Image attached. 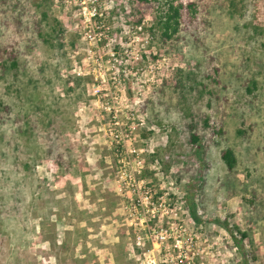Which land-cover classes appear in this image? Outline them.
Segmentation results:
<instances>
[{"label":"rangeland","instance_id":"rangeland-1","mask_svg":"<svg viewBox=\"0 0 264 264\" xmlns=\"http://www.w3.org/2000/svg\"><path fill=\"white\" fill-rule=\"evenodd\" d=\"M138 1L0 0V264H146L170 226L264 264V0H174L167 42Z\"/></svg>","mask_w":264,"mask_h":264},{"label":"trees","instance_id":"trees-1","mask_svg":"<svg viewBox=\"0 0 264 264\" xmlns=\"http://www.w3.org/2000/svg\"><path fill=\"white\" fill-rule=\"evenodd\" d=\"M150 0H139L137 2L138 6V14H140V18L138 20V24H141V20L143 16L148 12V10H151V6H146L145 4H149ZM167 6L163 13H157L158 15L155 16V22H154V28H157L159 31L160 37L164 42H167L174 37H176L180 31L181 24L183 22V9L185 8V5L181 1H174V0H167ZM189 7L193 6V3L188 4ZM135 7V6H133ZM136 10V8H135ZM1 50V48H0ZM6 50V49H5ZM12 55V53L10 52ZM14 55L10 56L12 59ZM0 61V65H1ZM217 70V69H216ZM214 80L219 82V80L214 77ZM175 84L178 86L181 83H178V81L175 82ZM179 87V86H178ZM193 117V115H192ZM203 120L204 124L206 126L210 125V116H202L200 117V121ZM188 126V133H189V142L192 146H198L199 148L202 146L201 142L204 140V136L200 130H199V122L198 120H195L192 118L187 123ZM219 134L223 133V128L220 125L219 130L217 131ZM244 131L239 129V133H243ZM146 136V135H144ZM221 157L225 161L227 168L229 170H233L237 165V156L232 148H225L221 151ZM191 210H193V214H195L194 211V205L191 207ZM242 237L246 236V233L242 232Z\"/></svg>","mask_w":264,"mask_h":264},{"label":"built area","instance_id":"built-area-1","mask_svg":"<svg viewBox=\"0 0 264 264\" xmlns=\"http://www.w3.org/2000/svg\"><path fill=\"white\" fill-rule=\"evenodd\" d=\"M149 236L154 249H160L158 255L154 254L153 257L149 256L146 259V264H194V259L199 258L200 252L195 249L197 242L194 236L188 235L186 228L180 227L177 233H174V228L171 226L160 231L152 228L149 229ZM140 242L139 240L137 244L140 245Z\"/></svg>","mask_w":264,"mask_h":264}]
</instances>
